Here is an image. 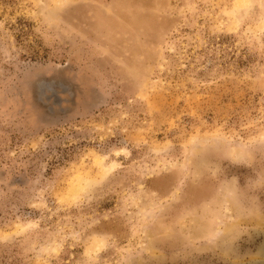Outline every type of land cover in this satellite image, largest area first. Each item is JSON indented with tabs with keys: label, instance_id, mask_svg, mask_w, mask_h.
<instances>
[{
	"label": "rangeland",
	"instance_id": "374dc122",
	"mask_svg": "<svg viewBox=\"0 0 264 264\" xmlns=\"http://www.w3.org/2000/svg\"><path fill=\"white\" fill-rule=\"evenodd\" d=\"M0 264H264V0H0Z\"/></svg>",
	"mask_w": 264,
	"mask_h": 264
},
{
	"label": "bare ground",
	"instance_id": "6f19581e",
	"mask_svg": "<svg viewBox=\"0 0 264 264\" xmlns=\"http://www.w3.org/2000/svg\"><path fill=\"white\" fill-rule=\"evenodd\" d=\"M242 5H247V2L246 1H242ZM243 7V6H242ZM99 165H100V167L102 166V168L104 169L105 167H103V165L101 164V162H99ZM106 172L108 171V169H106L105 170ZM97 244H98V242H97ZM102 244V243H101ZM98 246V245H97ZM98 249H99V247H98ZM93 250V249H92Z\"/></svg>",
	"mask_w": 264,
	"mask_h": 264
}]
</instances>
